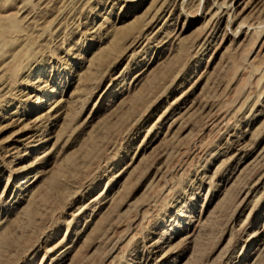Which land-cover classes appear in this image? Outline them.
<instances>
[{
	"label": "rangeland",
	"instance_id": "rangeland-1",
	"mask_svg": "<svg viewBox=\"0 0 264 264\" xmlns=\"http://www.w3.org/2000/svg\"><path fill=\"white\" fill-rule=\"evenodd\" d=\"M0 264H264V0H0Z\"/></svg>",
	"mask_w": 264,
	"mask_h": 264
},
{
	"label": "bare ground",
	"instance_id": "bare-ground-1",
	"mask_svg": "<svg viewBox=\"0 0 264 264\" xmlns=\"http://www.w3.org/2000/svg\"><path fill=\"white\" fill-rule=\"evenodd\" d=\"M2 30H3V29H2ZM1 33H4V32L1 31ZM49 109H50V108H49ZM25 152H26V151H25Z\"/></svg>",
	"mask_w": 264,
	"mask_h": 264
}]
</instances>
